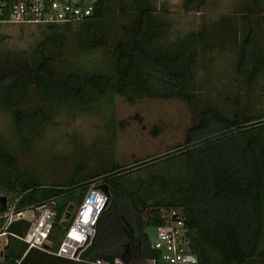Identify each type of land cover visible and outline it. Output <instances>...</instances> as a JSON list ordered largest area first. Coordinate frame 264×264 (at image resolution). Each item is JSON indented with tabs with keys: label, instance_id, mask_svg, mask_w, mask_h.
Returning a JSON list of instances; mask_svg holds the SVG:
<instances>
[{
	"label": "trees",
	"instance_id": "trees-1",
	"mask_svg": "<svg viewBox=\"0 0 264 264\" xmlns=\"http://www.w3.org/2000/svg\"><path fill=\"white\" fill-rule=\"evenodd\" d=\"M201 3L186 0L185 6L198 10ZM255 3L245 0L239 9L240 29L239 18L221 15L168 40V21L157 13L156 0H97L91 16L76 23L84 34L82 50L111 40L113 72L107 74L83 75L64 66L58 58L60 24L43 26L51 32L32 52L0 57V108L11 114L18 134L36 131L61 104H88L107 93L179 98L193 116L182 144L126 168L111 157L89 170L81 159L65 180L42 183L33 174L2 178L9 196L0 198V216L13 203L21 210L53 200L49 242L55 250L64 234L62 218L81 202L90 183L100 181L109 186L110 201L83 252L87 260L140 264L154 255L146 227L163 223L164 210L180 209L198 264H264V102L257 112L239 108L229 116L203 103L193 84L199 50L232 43L237 33L235 73L246 82L264 75V44L248 15ZM0 164L3 171L13 164L1 138ZM29 224L16 220L8 226L3 264H92L28 249L16 236H23Z\"/></svg>",
	"mask_w": 264,
	"mask_h": 264
},
{
	"label": "rangeland",
	"instance_id": "rangeland-1",
	"mask_svg": "<svg viewBox=\"0 0 264 264\" xmlns=\"http://www.w3.org/2000/svg\"><path fill=\"white\" fill-rule=\"evenodd\" d=\"M245 0H201L198 10L188 9L186 0H156L157 13L167 22V39L174 40L203 23H211L221 15L240 20ZM256 1L255 11L248 14L264 44V0ZM259 9V10H258ZM239 18V20H238ZM240 22H237L240 29ZM45 25L0 27V57L7 54L32 52L36 43L50 34ZM108 29V26H107ZM63 43L58 58L64 66L83 75L113 72L111 40L97 49L80 48L84 34L81 25L66 28L59 25ZM217 43L199 50L195 66L194 87L203 103H211L226 115L246 108L257 112L264 102V75L246 82L235 73L237 42ZM61 63V62H59ZM193 124L188 105L179 98H147L107 93L88 104H61L51 120L32 133L18 134L11 114L0 108V138L7 144L13 164L3 171L4 177L37 176L42 183L69 178L73 164L83 159L93 170L111 157L123 168L172 151L184 141L186 130ZM22 140L30 141L29 146ZM9 196L0 183V198ZM68 218H62L65 223ZM150 241L155 239L152 226L145 229ZM3 237L0 238L2 242Z\"/></svg>",
	"mask_w": 264,
	"mask_h": 264
},
{
	"label": "built area",
	"instance_id": "built-area-1",
	"mask_svg": "<svg viewBox=\"0 0 264 264\" xmlns=\"http://www.w3.org/2000/svg\"><path fill=\"white\" fill-rule=\"evenodd\" d=\"M97 0H0V27L33 26L76 23L91 16ZM102 182H92L79 204L64 223V234L53 250L49 234L55 217L54 201L50 200L25 209L16 210L15 203L0 216V264H3V249L7 244V228L16 220L29 221L23 236H16L27 244L28 249L36 248L76 262L92 264H129L119 258L112 262L104 259L87 260L83 252L90 246L96 233V224L104 210L106 195L100 189ZM163 223L154 226L155 239L150 241L154 255L140 264H198L196 254L191 251L189 230L180 209L162 212Z\"/></svg>",
	"mask_w": 264,
	"mask_h": 264
},
{
	"label": "water",
	"instance_id": "water-1",
	"mask_svg": "<svg viewBox=\"0 0 264 264\" xmlns=\"http://www.w3.org/2000/svg\"><path fill=\"white\" fill-rule=\"evenodd\" d=\"M100 189H102L106 195V203L105 206L109 203L110 201V192H109V186L106 183H102L100 184ZM72 207H70V209L66 212L65 217L69 218L70 212L72 211Z\"/></svg>",
	"mask_w": 264,
	"mask_h": 264
}]
</instances>
